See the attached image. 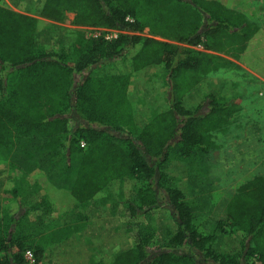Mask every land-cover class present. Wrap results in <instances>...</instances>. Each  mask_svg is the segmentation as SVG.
Here are the masks:
<instances>
[{
    "label": "trees",
    "instance_id": "1",
    "mask_svg": "<svg viewBox=\"0 0 264 264\" xmlns=\"http://www.w3.org/2000/svg\"><path fill=\"white\" fill-rule=\"evenodd\" d=\"M248 6L249 0H44L43 18L60 21L71 13L74 25L121 31L110 40L78 36L66 52L41 49L37 20L0 5V148H16L25 155L21 170L40 172L51 190H62L63 209L129 176L138 184L133 212L160 205L173 211V236L155 249L141 240L111 264H203L199 258L264 264V174L246 181L225 203L231 228L244 234L237 256L215 253L212 235L194 224L181 191L156 177L173 149L187 160L217 148L214 134L225 131L239 110L233 101L213 95L194 111L185 109L183 96L203 76L237 67L234 62L264 76V28L250 21ZM144 30L151 37L136 35ZM154 37L184 46L169 53ZM134 45L132 70L161 63L169 68L168 107L142 124L127 94L130 74L93 73L99 62L118 58ZM33 137L41 145L27 149L25 138ZM11 222L12 217L0 219V264H25L26 249L38 262L39 251L24 236L13 235ZM224 226L219 223L220 232Z\"/></svg>",
    "mask_w": 264,
    "mask_h": 264
},
{
    "label": "rangeland",
    "instance_id": "2",
    "mask_svg": "<svg viewBox=\"0 0 264 264\" xmlns=\"http://www.w3.org/2000/svg\"><path fill=\"white\" fill-rule=\"evenodd\" d=\"M36 2L37 0H0V5L31 16L37 14L33 13L37 10ZM247 9L250 21L264 28V0H249ZM35 19L38 26L36 39L44 50L67 52L78 36L116 38L121 33L117 30H99L74 25L71 13H65L60 21L39 15ZM136 35L151 37L147 30ZM154 38L163 42L169 53L175 47L184 46L176 41ZM137 48L138 46L134 45L118 58L99 62L94 66L93 73L130 74L127 94L137 120L142 124L152 114L168 107L165 95L169 82V68L166 63H161L132 70L131 57ZM234 64L237 67L219 69L203 76L183 96L181 102L185 109L194 111L198 105L207 103L208 97L213 95L216 100L223 98L239 106V110L226 125V130L214 134L213 140L218 145L217 148L206 153L197 152L187 160L173 149L156 172L157 178L163 177L167 184L181 191L184 201L192 208L194 224L202 234L212 235V250L228 256L239 254L243 240L241 231L231 228L230 221L226 219L225 203L246 181L255 175L264 174V76L246 67L245 64L239 62ZM33 138V140L25 138L27 149L41 145L39 137ZM10 149L0 148V175L5 179H8L9 175L26 173L21 170L26 163L21 157L25 155L16 148ZM13 159L17 161L11 162ZM135 179L129 177L111 182L109 188L96 194L94 198L96 200L95 202L92 200L91 205H102L105 198H113L116 210L120 209L114 214L115 233L120 234L123 226L130 225L131 242L144 240L148 244H153L152 249H155L177 231L175 216L168 205L133 212L130 204L136 203V196H133L134 182H137ZM9 184L7 180L5 185ZM127 205L131 209V218L127 216L125 210ZM100 216L97 215L98 225L101 224ZM220 222L225 224L224 232L219 231ZM194 253L197 254V251ZM199 261L203 264H217L212 261L204 262L200 258Z\"/></svg>",
    "mask_w": 264,
    "mask_h": 264
},
{
    "label": "crops",
    "instance_id": "3",
    "mask_svg": "<svg viewBox=\"0 0 264 264\" xmlns=\"http://www.w3.org/2000/svg\"><path fill=\"white\" fill-rule=\"evenodd\" d=\"M43 1L37 0V10L33 12L37 14L32 17L40 16ZM5 180L10 182L8 186ZM48 183L44 174L34 170L9 175L8 179L0 175V219L13 218V235L24 236L27 245L39 251L38 264H111L118 254L139 244V240L131 242L130 225L123 226L120 234L115 233L114 214L120 209L116 210L113 198H105L102 205L94 207L91 202H95V195L63 209L59 191L51 190ZM137 185L134 183L133 196ZM109 186L110 183L103 190ZM125 208L131 218L129 205ZM97 215H101L100 225Z\"/></svg>",
    "mask_w": 264,
    "mask_h": 264
},
{
    "label": "built area",
    "instance_id": "4",
    "mask_svg": "<svg viewBox=\"0 0 264 264\" xmlns=\"http://www.w3.org/2000/svg\"><path fill=\"white\" fill-rule=\"evenodd\" d=\"M96 29H98V28H96ZM99 30H101V29H99ZM104 30H107V29H104ZM104 39L110 40L112 38L104 37ZM81 146H84V142H81ZM23 258H24L25 264H38L36 257H35V255L31 249H26L23 252Z\"/></svg>",
    "mask_w": 264,
    "mask_h": 264
}]
</instances>
